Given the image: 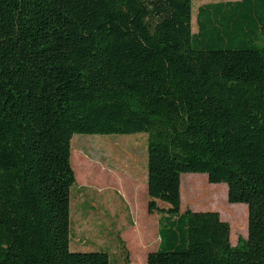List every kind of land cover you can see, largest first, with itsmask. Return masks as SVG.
I'll list each match as a JSON object with an SVG mask.
<instances>
[{
  "label": "trees",
  "instance_id": "1",
  "mask_svg": "<svg viewBox=\"0 0 264 264\" xmlns=\"http://www.w3.org/2000/svg\"><path fill=\"white\" fill-rule=\"evenodd\" d=\"M192 7L0 0V264H112L71 250L72 140L141 133L161 215L147 264H264V0L203 5L196 33ZM184 174L248 206L247 239L182 212Z\"/></svg>",
  "mask_w": 264,
  "mask_h": 264
},
{
  "label": "rangeland",
  "instance_id": "2",
  "mask_svg": "<svg viewBox=\"0 0 264 264\" xmlns=\"http://www.w3.org/2000/svg\"><path fill=\"white\" fill-rule=\"evenodd\" d=\"M233 1L238 0H193V33L198 30L199 7ZM147 151L145 133L73 137L71 164L76 184L71 191L72 251H104L112 264H147L148 254L160 245L161 219V215L147 211ZM125 195L130 204L125 203ZM181 198L182 212H218L231 225L233 247L240 238L247 239L248 206L230 204L226 184H210L203 174H184Z\"/></svg>",
  "mask_w": 264,
  "mask_h": 264
},
{
  "label": "crops",
  "instance_id": "3",
  "mask_svg": "<svg viewBox=\"0 0 264 264\" xmlns=\"http://www.w3.org/2000/svg\"><path fill=\"white\" fill-rule=\"evenodd\" d=\"M124 199V201H125V203L126 204H130V202L128 201V198L126 197V195H125V198H123ZM127 201H128V203H127ZM131 206H132V204H131ZM129 207V210L131 211V207L130 206H128ZM132 211L134 212V208H133V206H132ZM132 211H131V213H132ZM247 222H248V220H247ZM149 229V228H148ZM246 230H247V236H248V224L246 225ZM246 236V237H247ZM82 242V240L81 239H79L78 240V243H81ZM73 243V242H72ZM71 248H72V244H71Z\"/></svg>",
  "mask_w": 264,
  "mask_h": 264
}]
</instances>
